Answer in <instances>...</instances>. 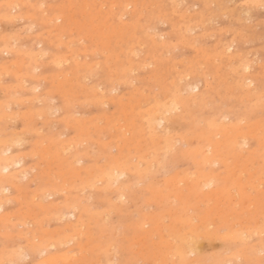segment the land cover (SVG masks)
Listing matches in <instances>:
<instances>
[{"label":"rangeland","instance_id":"obj_1","mask_svg":"<svg viewBox=\"0 0 264 264\" xmlns=\"http://www.w3.org/2000/svg\"><path fill=\"white\" fill-rule=\"evenodd\" d=\"M41 1L43 4L40 3ZM81 1L0 0V18L2 17V19H0V36L8 40L1 41L3 38L0 37V70L2 71H0V126H2L0 128V138L4 139V137L7 136V139L9 138L7 142L12 140L10 142L12 146L4 156L19 161L9 172L17 176V188L14 190L11 188L8 193H3V196H8L10 201L3 204V208L0 210V217H6L7 215L5 222L8 221L9 223H6V225H8V228L5 230L8 232L7 235L4 234V231L0 230V250H5L6 254L9 255L14 254L15 251L20 254L17 259L15 258L16 260H10L3 264H135V262L136 264H264V162L262 158L258 157L257 153L260 151L259 154H261L264 150V128L262 127L264 126V0ZM3 2H5L6 5ZM60 2H62V4ZM70 4L71 6H68ZM115 4L116 6H114ZM13 5L16 6L13 8L11 7ZM38 7L39 9H37ZM107 8L108 10L105 11ZM79 9H81V11ZM170 9L173 13H170ZM8 10L10 11L8 12ZM82 10L85 11L84 13L86 14H84ZM164 12L165 15H162ZM15 13L16 15L14 19H12ZM28 13H31L32 16H29ZM64 13H66V16H63ZM92 13L95 14L94 18L91 17L93 15ZM25 14L27 16H23ZM52 14L53 16H51ZM56 14L62 16L63 20L56 23L54 26V23L47 19H51ZM69 14L73 15V17L71 15L69 16ZM178 15L180 17L183 15L184 17L182 16L181 19H186L188 21L180 20ZM4 16H11V20L9 18H4V20ZM25 17H29V19ZM65 17L68 21H70V19L73 21L71 20L69 23L65 20ZM78 22L79 24L81 22L83 24H80V26ZM88 22L90 23L88 24ZM49 23L51 25H48ZM68 25L69 27L73 26L69 28ZM95 25L99 26V30L101 28V34L108 35L110 38V41L108 40L106 43L108 47L103 46L102 41L104 40L106 42V39L100 37L101 35L99 34L100 32H98V27ZM176 25L179 27L178 30L175 27ZM53 26L54 28L51 30ZM90 26L91 28L93 27V30H88ZM59 28L61 30H59ZM121 29L123 34L120 36L119 33H121ZM133 29L135 30L132 31ZM47 30H50V33H52L50 34ZM62 31L64 33H62ZM86 31L89 34H85ZM92 31L94 34L95 32L97 34L91 36ZM145 31L146 34H143ZM130 32L135 34L133 35ZM86 35H88V38ZM6 36L9 38L7 39ZM53 36H55L56 39ZM57 36L63 38L59 39ZM147 36H151L153 42L150 40L151 38L149 39ZM45 37L47 38L45 39ZM67 38L68 41H65ZM183 39H185V41ZM48 41L52 43L48 44ZM160 41L161 43H159ZM5 42L11 43L7 45ZM93 42L94 45L96 44L95 46ZM183 42L185 43L183 44ZM55 43L59 45L56 47ZM66 43L68 45H66ZM62 44L65 46H62ZM225 44L227 45L225 46ZM2 45L5 46V48L7 47L6 49L9 50L8 53L3 52ZM129 45L131 47H129ZM215 45L216 47L214 48ZM53 46L55 47L53 48ZM67 46L69 49L66 48ZM196 46L198 47L196 48ZM228 46H230V48H228ZM71 48H73V51H71ZM18 50H20L19 53L17 52ZM121 50L122 52H119ZM216 50L219 53H217ZM43 52H45V54ZM32 57L34 62H38L33 63ZM106 57H108V59ZM20 58L21 60H18ZM194 58L195 62L193 63ZM128 59L129 61L131 60V64H128ZM19 61L20 63L21 61L25 62L18 66ZM208 61H211V65ZM246 62L247 64H244ZM9 63H11L10 66ZM27 63L29 66L31 65L30 68H28ZM24 64H26L25 68L22 66ZM224 64L225 66H223ZM226 64L228 68H226ZM32 65L34 67H32ZM17 66L20 69H17ZM189 68L190 70H188ZM8 69L11 71H7ZM123 69L126 71L123 72ZM12 70H18L21 73L15 71L14 74V72L11 73ZM214 70L218 76L214 74ZM220 70L222 74L219 72ZM224 70H228V73H224ZM89 71H93L92 74L88 73ZM175 71L176 74L179 72V75L174 74ZM186 71L191 72L188 73ZM24 72L27 74L34 72L35 75L32 73L33 76L30 78L27 74H24ZM58 72L60 75L64 73L63 76L65 78L68 75L67 77L69 79L66 78L68 81H65L62 75H57L59 74ZM185 72L188 75L185 76ZM22 74H24L25 77L22 76ZM50 74H52V76H50ZM225 74L227 76H225ZM12 76H14V78ZM58 76L59 80H56ZM53 78L56 79L51 80ZM36 79L38 81H36ZM15 81H17L18 84H22H19V87L22 86L19 88L20 91H17L19 89L16 90L15 87L18 85ZM248 81L249 85H247ZM60 82L62 84L64 82L66 85H61ZM185 82L188 85H186ZM56 83L61 87L59 88L58 85H51ZM76 83L86 85L81 86L80 84L79 87V84L77 85ZM97 83L99 84L97 85ZM15 84L17 86H12ZM215 84L217 85L215 86ZM225 84H227V87H225ZM243 84H245L247 90L243 89ZM194 85L195 88H193ZM5 86L8 88L6 89ZM185 86H187V88H185ZM234 86H236V88ZM88 87L91 88V90ZM216 87L217 89H215ZM224 87L226 89H224ZM45 89L47 92H43ZM48 89L50 91H48ZM54 89H57L58 92L54 91ZM61 89L64 90L61 92ZM132 91L136 94H133ZM216 91L217 93H214ZM48 92L51 93L47 94ZM7 93L9 95L8 98L11 97L10 99L7 98ZM200 93L201 96H199ZM246 93L249 94L248 97L245 95ZM205 94L208 95L205 96ZM12 97L15 99H12ZM97 97L100 98L98 99ZM181 97L185 99H183L185 103H181L185 105V107L183 106V108H180L177 106L175 109L172 108L173 110L165 115L166 118L164 122L157 124V121H154L152 128L148 126L146 122L147 115H149L155 107L162 105L167 107L169 106L170 100L173 98L181 102L183 101ZM212 97L214 99H212ZM214 100H216V102H213ZM71 102L72 104L69 105ZM186 102H188L189 105H187ZM66 103H68V105ZM201 103H203L204 108ZM196 105L199 107H196ZM180 109H182V111ZM191 109L195 111H191ZM184 111L185 113L188 112L190 117L184 116ZM179 116L181 117L179 118ZM4 117H7V122H3L5 120ZM241 117L242 119H240ZM192 119H194V121ZM212 120H214L215 124H219L220 121H222V123H226L225 125L228 123L229 126L240 123V126L244 132L248 133V136H245L247 139L245 140L246 143L243 145L241 139L239 140L241 145L227 155L228 157L225 163L213 164L209 167L204 166V169L201 163L198 164L196 161H193L194 159L184 152L187 150V146L183 139V135L197 129L195 127H204V124ZM121 123L124 125L126 124V128L124 125L122 126ZM258 127L262 128L258 129ZM246 128L248 129L247 131ZM252 129L255 131L250 132ZM99 131L101 133H99ZM110 131L112 135L109 134ZM96 132L100 134V136L97 135ZM114 132L117 133L116 137L113 135L115 134ZM50 134L53 135L51 136ZM168 134L170 136H168ZM150 135L154 136L153 142H151L152 139ZM45 138H47L48 142ZM125 138L126 140H128L127 138H129V140L133 139L132 143L136 146L135 150L138 154L144 152L142 155V157H144L143 161L138 162L135 157L137 156L135 155V150L132 147L128 149L130 150V155H135L133 157L131 156L130 159V161L133 160V162H129L135 165L140 171L144 170L145 174L140 178L130 174L119 176L120 178L118 177L117 183H110V185L107 186H112L111 189L106 188L107 190H103L105 184L97 178L101 170H104V165L108 162L110 155L114 156L117 153L115 145L119 147L120 143H118V141L122 142ZM216 139H219L218 136ZM40 140H42V142H40ZM99 140L102 141L100 142ZM106 140L109 141L106 142ZM104 141L106 143H111V145H107ZM99 142L100 145L98 144ZM35 143L37 145L39 143L38 147ZM260 143H263V145ZM51 144L55 146L49 148ZM105 144L107 145L106 148L102 146ZM162 144L168 147L164 145L163 147ZM189 144L193 150L201 146V144H198L194 139H190ZM35 146L38 149L35 150ZM73 146L75 149H73ZM90 148L92 151H90ZM32 150H34V152ZM125 151L126 150H124V152ZM51 152H53L52 155L56 154L58 157L61 156L60 159H63H61V161H63L61 165L63 167H58L60 165L52 158L53 162H51L52 160L49 155L47 156V153L50 154ZM79 153L81 154L79 155L80 158L77 155ZM105 153L109 156L107 155L108 157H106ZM254 153H257V155ZM15 154H18L17 157ZM101 154L103 156L105 154V156H102L99 160ZM41 156L47 157L46 161H43L45 160L44 157H42L41 160ZM63 156L67 158L64 159ZM76 156L79 159H75L77 158ZM237 156H239L238 159H236ZM157 158H159L158 161ZM155 161L157 162L155 163ZM45 162H47V165L49 164V168ZM66 162L72 163V166H70V164L68 165ZM54 164L58 166L54 167ZM98 164L101 167L97 166ZM88 165L92 167H87ZM68 166L72 168L75 166V169H73L79 173V178H69V175L66 173V170L69 168ZM199 166H201V168ZM42 168L44 169L43 172ZM51 168L53 169L51 170ZM196 169H203L204 172L213 171L216 178L212 180V183L209 184L210 186H204L200 183L198 191L193 194V192L189 190L188 185H190L192 178L196 177ZM14 170L17 172L15 171L14 173ZM56 171L64 175L65 178L61 174L58 177L59 173ZM97 171L100 172L97 173ZM45 172L49 177L45 175ZM140 173L143 174V172ZM250 173L251 175H249ZM90 175L92 177H90ZM174 175L176 176L174 177ZM172 176L173 179H171ZM63 178L65 184L61 183ZM69 180H71V182H69ZM84 181L88 183H84ZM59 183L63 184L64 187L66 185L67 187L65 188L68 189L62 188V190L60 187L63 186H60ZM119 183L122 184L120 192L124 193L125 191V195H118V192L115 190L116 188L114 189L113 186L116 185V187H118ZM239 183L243 186L242 191L245 189L244 193L246 196L243 192H239ZM128 184H130L129 187ZM232 187H234V189H232ZM42 188H52L54 189V193L42 197L40 195ZM156 189H160V192H162V199L161 193H159L160 197H158L161 200L157 198L158 194H155V196L153 194V191L157 192ZM178 191H180V193L182 192L181 195H178L180 194ZM63 192L65 194L62 195ZM174 193H176L175 197L173 195ZM187 194L189 195L186 196ZM34 195L36 196L34 197ZM65 195L67 198L73 200L72 205L75 206L78 204V208L76 211L74 210L75 217L66 214L62 220L56 221V219L52 217L53 214H49L39 208L40 204L41 206H47L53 203L61 207L66 199V197L64 198ZM81 195H83V197H80ZM93 201L94 203H91ZM27 206L28 208H26ZM68 208L71 209L70 207ZM81 208L86 210L84 213L81 211L83 225L77 228L76 235L71 232L66 233V235H69V233L73 234L68 243H64L65 245L57 244L49 246L45 251L32 252L30 250L29 243L37 244L39 242L38 236L43 231L54 233L56 230L66 228L64 225L72 227L79 210H84ZM171 209L175 210L173 211ZM186 209L189 211H186ZM21 211L22 214L20 213ZM94 211L96 213H94ZM185 211L187 212L186 214ZM65 212L66 210L62 213ZM46 214L50 216L48 217ZM28 215L30 216L27 217ZM179 217L180 220L178 219ZM24 221V226L19 227L18 224L21 222L24 223ZM132 221L134 223H132ZM145 221H150V224L144 225L143 223ZM245 226L249 227V229ZM191 227H193L197 233H195L194 229ZM157 228H159L160 233L155 230ZM21 230H37V233L33 231V235L37 237H31L30 234L17 237L18 231ZM189 232H191V234ZM86 233H88L89 236L92 235L90 237L92 240L88 239L85 235ZM181 234L195 241L198 248L194 253L187 255L185 262L178 263V259L173 254L174 249L179 245L178 237L181 236ZM140 235H142V237ZM85 242L86 244L90 243L86 246ZM169 243L171 244L169 245ZM69 254L72 257H67ZM52 255L56 258L53 259ZM63 255H65V258ZM50 256L52 261H48V258L51 259ZM57 257H59V259ZM42 258L43 260L41 261ZM45 258H47V260ZM193 259H195V263L191 262Z\"/></svg>","mask_w":264,"mask_h":264},{"label":"bare ground","instance_id":"obj_2","mask_svg":"<svg viewBox=\"0 0 264 264\" xmlns=\"http://www.w3.org/2000/svg\"><path fill=\"white\" fill-rule=\"evenodd\" d=\"M4 1V0H3ZM35 1V0H34ZM70 1V0H69ZM79 1H81V0H79ZM99 1V0H98ZM97 1V2H98ZM129 1V0H128ZM133 1V0H132ZM158 1V0H157ZM175 1V0H174ZM215 1V0H214ZM31 2V1H30ZM76 2V1H75ZM82 2V1H81ZM86 2V1H85ZM84 2V3H85ZM93 2V1H92ZM113 2V1H112ZM170 2V1H169ZM243 2V1H242ZM5 5H6V3L5 2H3ZM3 3H2V6H3ZM9 3V2H8ZM25 3V2H24ZM40 3H42V1L40 2ZM61 4H62V2H60ZM63 3H65V2H63ZM69 3V2H68ZM105 3V2H104ZM103 3V4H104ZM122 3V2H121ZM177 3V2H176ZM0 4H1V2H0ZM36 4V3H35ZM43 4V3H42ZM52 4V3H51ZM54 4V3H53ZM87 4H88V2H87ZM112 4V3H111ZM180 4V3H179ZM217 4V3H216ZM20 5V4H19ZM23 5V4H22ZM30 5H32V4H30ZM39 5V4H38ZM60 5V4H59ZM66 5H67V3H66ZM176 5V4H175ZM16 6V5H15ZM49 6V5H48ZM47 6V7H48ZM58 6V5H57ZM63 6V5H62ZM64 6H65V4H64ZM68 6H71V4L70 5H68ZM88 6V5H87ZM114 6H116V4L114 5ZM10 7V6H9ZM40 7V6H39ZM39 7L37 8V9H39ZM60 7H61V5H60ZM78 7H79V5H78ZM81 7V6H80ZM85 7V6H84ZM90 7V6H89ZM92 7V6H91ZM98 7V6H97ZM153 7V6H152ZM221 7V6H220ZM17 8V7H16ZM41 8V7H40ZM66 8V7H65ZM94 8V7H93ZM100 8V7H99ZM105 8V7H104ZM142 8V7H141ZM173 8H175V7H173ZM6 9V8H5ZM9 9V8H8ZM37 9H35V10H37ZM62 9V8H61ZM70 9V8H69ZM78 9V8H77ZM95 9V8H94ZM139 9V8H138ZM71 10V9H70ZM80 11H81V9H79ZM86 10V9H85ZM99 10V9H98ZM108 10V8L105 10V11H107ZM117 10V9H116ZM132 10V9H131ZM147 10V9H146ZM220 10H222V9H220ZM5 11V10H4ZM10 10H8V12H9ZM41 11V10H40ZM64 11V10H63ZM62 11V12H63ZM83 11V10H82ZM121 11V10H120ZM173 11H174V9H173ZM57 12V11H56ZM68 12V11H67ZM71 12H73V11H71ZM85 11H83V13H84ZM99 12V11H98ZM118 12V11H117ZM116 12V13H117ZM142 12V11H141ZM172 12V10L170 9V13ZM175 12V11H174ZM218 12H219V10H218ZM222 12V11H221ZM7 13V12H6ZM13 13V12H12ZM32 13V12H31ZM31 13L29 14L28 13V15L30 16L31 15ZM42 13V12H41ZM45 13V12H44ZM90 13H91V11H90ZM103 13H104V11H103ZM123 13V12H122ZM139 13V12H138ZM173 13V12H172ZM178 13V12H177ZM184 13H185V11H184ZM8 14V13H7ZM33 14V13H32ZM58 14V13H57ZM55 15L54 17H52L50 20L49 19H47L48 21H51V22H53L54 23V26H55V24L56 23H58V22H61L62 20H63V17L62 16H60V15ZM66 13H64L63 14V16H66L65 15ZM82 14V13H81ZM84 14H86V13H84ZM87 14H89V13H87ZM93 14V13H92ZM118 14H119V12H118ZM159 14V13H158ZM180 14V13H179ZM9 15H10V13H9ZM15 15H16V13L13 15V18L12 19H14V17H15ZM71 14H69V16H70ZM83 15V14H82ZM91 15V14H90ZM94 15L95 14H93L91 17H93L94 18ZM105 15H106V13H105ZM124 15V14H123ZM125 15H127V14H125ZM129 15V14H128ZM137 15H140V14H137ZM137 15H136V18H137ZM162 15H165V12H164V14H162ZM161 15V16H162ZM172 15V14H171ZM175 15V14H174ZM11 16H12V14H11ZM11 16H7V17H3V19L5 18H9L10 19V17ZM23 16H27L26 14L25 15H23ZM32 16V15H31ZM51 16H53V14L51 15ZM72 17H73V15H71ZM85 16V15H84ZM101 16V15H100ZM120 16V15H119ZM142 16V15H141ZM179 16V15H178ZM183 16V15H182ZM181 16V17H182ZM223 16V15H222ZM17 17V16H16ZM33 17H34V15H33ZM46 17V16H45ZM159 17V16H158ZM180 17V16H179ZM181 17H180V20H182L181 19ZM184 17V16H183ZM18 18V17H17ZM24 18V17H23ZM25 18H27V19H29V17H25ZM32 18V17H31ZM30 18V19H31ZM66 18V17H65ZM79 18H80V15H79ZM87 18V17H86ZM96 18V17H95ZM103 18V17H102ZM117 18V17H116ZM122 18V17H121ZM120 18V19H121ZM167 18V17H166ZM178 18V17H177ZM0 19H2V17L0 18ZM4 19V20H5ZM16 19V18H15ZM19 19V18H18ZM20 19H22V18H20ZM69 19V18H68ZM76 19V18H75ZM89 19V18H88ZM118 19V18H117ZM138 19V18H137ZM165 19V18H164ZM187 19H188V17H187ZM11 20V19H10ZM45 20V19H44ZM47 20H45V21H47ZM65 20H67V18L65 19ZM72 19H70V21H71ZM104 20V19H103ZM119 20V19H118ZM177 20V19H176ZM184 20H186V19H184ZM184 20H182V21H184ZM196 20V19H195ZM242 20V19H241ZM1 21V20H0ZM13 21V20H12ZM11 21V22H12ZM41 21H43V20H41ZM44 21V22H45ZM68 21V20H67ZM70 21H68L69 23H70ZM73 21V20H72ZM75 21V20H74ZM85 21V20H84ZM137 21V20H136ZM148 21V20H147ZM186 21H188V20H186ZM7 22H8V20H7ZM7 22H5V23H7ZM43 22V23H44ZM64 22V21H63ZM77 22V21H76ZM101 22V21H100ZM134 22V21H133ZM132 22V23H133ZM149 22V21H148ZM239 22V21H238ZM2 23V22H1ZM10 23V22H9ZM48 23V22H47ZM68 23V24H69ZM90 22H88V24H89ZM95 23H97V22H95ZM129 23V22H128ZM136 23V22H135ZM134 23V24H135ZM61 24V23H60ZM78 24H79V22H78ZM80 24H83L82 22L80 23ZM79 24V25H80ZM86 24V23H85ZM120 24H122V23H120ZM131 24V23H130ZM146 24V23H145ZM179 24V23H178ZM203 24V23H202ZM43 25V24H42ZM48 25H51L50 23L48 24ZM71 25V24H70ZM77 25V24H76ZM125 25V24H124ZM181 25V24H180ZM184 25V24H183ZM205 25H206V23H205ZM29 26H31V25H29ZM54 26L51 28V30L54 28ZM57 26V25H56ZM73 26V25H72ZM72 26H70L69 27V25H68V27L69 28H72ZM75 26V25H74ZM81 26V25H80ZM80 26H78V27H80ZM96 26V25H95ZM117 26V25H116ZM196 26V25H195ZM32 27V26H31ZM63 27V26H62ZM96 27H98V30H99V26H96ZM103 27V26H102ZM143 27V26H142ZM142 27H141V29H142ZM176 28H177V30H178V28L179 27H177V25L175 26ZM197 27H198V25H197ZM201 27V26H200ZM93 28V27H92ZM91 28V26H90V28H88V30L89 29H91V30H93ZM95 28V27H94ZM56 29V28H55ZM75 29V28H74ZM84 29V28H83ZM115 29V28H114ZM128 29V28H127ZM140 29V30H141ZM200 29V28H199ZM225 29V28H224ZM59 30H61L60 28H59ZM91 30H90V33H91ZM118 30V29H117ZM120 30V29H119ZM135 29H133L132 31H134ZM175 30V29H174ZM180 30V29H179ZM42 31H44V30H42ZM67 31V30H66ZM68 31H70V30H68ZM74 31V30H73ZM76 31V30H75ZM78 31H80V30H78ZM94 31H96V30H94ZM101 31V28H100V30L98 31V32H100ZM183 31V30H182ZM41 32V31H40ZM45 32H46V30H45ZM47 32H49L50 33V30L48 31L47 30ZM116 32V31H115ZM48 33V34H49ZM52 33V32H51ZM50 33V34H51ZM57 33V32H56ZM55 33V34H56ZM61 33V32H60ZM62 33H64L63 31H62ZM70 33V32H69ZM85 33V32H84ZM130 33H132L133 34V32H130ZM129 33V34H130ZM146 34V31L145 32H143V34ZM205 33V32H204ZM41 34V33H40ZM46 34V33H45ZM49 34V35H50ZM54 34V35H55ZM85 34H89V33H87V31H86V33ZM97 33L95 32V34H94V32L92 31V34H91V36H93V35H96ZM101 36V38H104V39H106V42L103 40L102 41V44H103V46H105V47H108L107 46V41L109 40L110 41V38L108 37V35H105V34H101V32L99 33ZM123 34V32H122V29H121V33H119V35L121 36ZM135 34V33H134ZM133 34V35H134ZM142 34V35H143ZM148 34V33H147ZM202 34V33H201ZM3 35V34H2ZM12 35V34H11ZM14 35V34H13ZM37 35V34H36ZM42 35L44 36V34L42 33ZM73 35V34H72ZM115 35V34H114ZM131 35V34H130ZM149 35H152V34H149ZM3 36H5V35H3ZM10 36V35H9ZM41 36V35H40ZM85 36V35H84ZM88 35H86V37H87ZM145 36V35H144ZM153 36V35H152ZM194 36H196V35H194ZM198 36V35H197ZM1 37V36H0ZM7 37V39L9 38L8 36H6ZM13 37V36H12ZM17 37V36H16ZM20 37V36H19ZM36 37V36H35ZM39 37V36H38ZM52 37V36H51ZM50 37V38H51ZM53 37H55V36H53ZM76 37V36H75ZM90 37V36H89ZM147 37H149V36H147ZM192 37V36H191ZM1 38H3V37H1ZM14 38V37H13ZM44 38V37H43ZM47 37H45V39H46ZM57 38H59L58 36H57ZM61 38H63V37H60L59 39H61ZM78 38V37H77ZM84 38V37H83ZM88 38V37H87ZM98 38H99V36H98ZM151 38V36L149 37V39ZM154 38V37H153ZM185 38V37H184ZM189 39H192V38H190V37H188ZM187 38V39H188ZM55 39H56V37H55ZM54 39V40H55ZM58 39V40H59ZM70 39H71V37H70ZM82 39V38H81ZM89 39H91V38H89ZM95 39V38H94ZM138 39V38H137ZM136 39V40H137ZM186 39V38H185ZM185 39H183L184 41H185ZM233 39V38H232ZM2 40H6V39H1V41ZM10 40H12V39H10ZM9 40V41H10ZM91 40H93V39H91ZM116 40V39H115ZM114 40V41H115ZM131 40V39H130ZM150 40H152V38L150 39ZM193 40V39H192ZM197 40V39H196ZM6 41H8V40H6ZM65 41H68V38H67V40H65ZM195 41V40H194ZM4 42V41H3ZM2 42V43H3ZM16 42V41H15ZM41 42V41H40ZM59 42V41H58ZM131 42V41H130ZM130 42H129V44H130ZM152 42H153V40H152ZM155 42V41H154ZM191 42V41H190ZM219 42V41H218ZM6 43V42H5ZM11 43V42H10ZM10 43H6L7 45L8 44H10ZM13 43V42H12ZM51 44L52 42L51 41H48V44ZM60 43V42H59ZM71 43V42H70ZM151 43V42H150ZM159 43H161V41L159 42ZM158 43V44H159ZM185 42H183V44H184ZM222 43V42H221ZM5 44V45H6ZM152 44V43H151ZM195 44V43H194ZM40 45V44H39ZM55 45H56V43H55ZM59 45V44H58ZM58 45H56V47L58 46ZM64 44H62V46H63ZM66 45H68L67 43H66ZM93 45H94V42H93ZM96 45V44H95ZM94 45V46H95ZM126 45V44H125ZM132 45V44H131ZM157 45V44H156ZM227 44H225V46H226ZM10 46V45H9ZM12 46H13V44H12ZM16 46V45H15ZM65 46V45H64ZM115 46V45H114ZM188 46V45H187ZM192 46H193V44H192ZM1 47V46H0ZM14 47V46H13ZM55 46H53V48H54ZM129 47H131L130 45H129ZM133 47V46H132ZM149 47V46H148ZM159 47V46H158ZM198 46H196V48H197ZM216 47V45L214 46V48ZM2 50H3V52H5V53H8L9 52V50H7L6 48H5V46H3L2 45ZM10 48V47H9ZM67 49H69L68 48V46L66 47ZM66 48H65V50H66ZM193 48H195V47H193ZM192 48V49H193ZM201 48V47H200ZM228 48H230V46H228ZM18 49V48H17ZM44 49V48H43ZM56 49H58V48H56ZM55 49V50H56ZM104 49V48H103ZM110 49V48H109ZM134 49V48H133ZM225 49V48H224ZM224 49H222V50H224ZM1 50V49H0ZM15 50V49H14ZM204 50V49H203ZM11 51V50H10ZM71 51H73V48H71ZM227 51H229V50H227ZM18 53L20 52V50H18L17 51ZM39 52V51H38ZM89 52V51H88ZM119 52H122V50L121 51H119ZM119 52H117V53H119ZM130 52V51H129ZM202 52V51H201ZM204 52V51H203ZM209 52V51H208ZM216 52H217V50H216ZM37 53V52H36ZM44 54H45V52H43ZM71 53V52H70ZM69 53V54H70ZM104 53V52H103ZM217 53H219V52H217ZM4 54V53H3ZM21 54V53H20ZM19 54V55H20ZM22 54H23V52H22ZM43 54V55H44ZM81 54V53H80ZM147 54V53H146ZM204 54V53H203ZM206 54V53H205ZM210 54V53H209ZM234 54V53H233ZM2 55V54H1ZM15 55V54H14ZM17 55V54H16ZM39 55V54H38ZM60 55V54H59ZM103 55V54H102ZM115 55V54H114ZM117 55H119V54H117ZM116 55V56H117ZM152 55H153V53H152ZM200 55H202V54H200ZM208 55V54H207ZM213 55H216V54H213ZM218 55V54H217ZM227 55H229V54H227ZM23 56H24V54H23ZM30 56V55H29ZM42 56V55H41ZM46 56V55H45ZM62 56V55H61ZM67 56V55H66ZM146 56V55H145ZM209 56V55H208ZM223 56V55H222ZM234 56V55H233ZM238 56V55H237ZM36 57H37V55H36ZM35 57V58H36ZM39 57V56H38ZM129 57V56H128ZM205 57V56H204ZM27 58H29V57H27ZM42 58V57H41ZM66 58V57H65ZM79 58V57H78ZM107 59H108V57H106ZM144 58V57H143ZM207 58V57H206ZM31 59V58H30ZM73 59V58H72ZM111 59H112V57H111ZM152 59H153V57H152ZM197 59V58H196ZM228 59V58H227ZM16 60V59H15ZM18 60H21V58L20 59H18ZM57 60V59H56ZM67 60V59H66ZM114 60V59H113ZM117 60V59H116ZM159 60V59H158ZM219 60V59H218ZM223 60V59H222ZM243 60H244V58H243ZM40 61V60H39ZM128 61H129V59H128ZM131 61V60H130ZM130 61L128 62V64L130 63ZM149 61V60H148ZM147 61V62H148ZM151 61V60H150ZM205 61H206V59H205ZM204 61V62H205ZM9 62H11V61H9ZM13 62H17V61H13ZM25 62V61H24ZM24 62H22L21 61V63H20V61H19V63H18V66H20L22 63H24ZM32 62L33 63H37V62H34V60H33V57H32ZM32 62H30V63H32ZM52 62V61H51ZM58 62V61H57ZM68 62V61H67ZM96 62V61H95ZM127 62V61H126ZM142 62H143V60H142ZM141 62V63H142ZM145 62V61H144ZM195 62V58H194V61H193V63ZM207 62V61H206ZM209 62V61H208ZM211 62V61H210ZM210 62H209V64H210ZM227 62H228V60H227ZM32 63V64H33ZM42 63V62H41ZM53 63V62H52ZM101 63H103V62H101ZM179 63V62H178ZM197 63V62H196ZM221 63V62H220ZM10 64L11 63H9V66H10ZM28 64V63H27ZM46 64H48V63H46ZM77 64V63H76ZM127 64V65H128ZM131 64V63H130ZM146 64V63H145ZM184 64V63H183ZM202 64V63H201ZM244 64H247V62L246 63H244ZM7 65H8V63H7ZM6 65V66H7ZM25 65V66H24ZM24 65H22L23 66V68H25L26 67V64H24ZM34 65V64H33ZM32 65V67H34ZM37 65V64H36ZM104 65V64H103ZM106 65V64H105ZM112 65V64H111ZM211 65V64H210ZM220 65H222V64H220ZM238 65V64H237ZM236 65V66H237ZM4 66V65H3ZM14 67H16L15 65H13ZM17 66V69L19 68ZM28 66V68H30V66H29V64L27 65ZM54 66H56V65H54ZM58 66V65H57ZM130 66V65H129ZM132 66V65H131ZM148 66H149V63H148ZM173 66V65H172ZM190 66V65H189ZM188 66V67H189ZM202 66H203V64H202ZM223 66H225V64L223 65ZM222 66V67H223ZM226 66H227V64H226ZM235 66V67H236ZM239 66H240V63H239ZM239 66H238V68H239ZM244 66H246V65H244ZM2 67V66H1ZM5 67V66H4ZM31 67V68H32ZM109 67V66H108ZM142 67V66H141ZM167 67V66H166ZM201 67V66H200ZM204 67V66H203ZM229 67H230V65H229ZM242 67V66H241ZM247 67V66H246ZM38 68H40V67H38ZM58 68H59V66H58ZM82 68H83V66H82ZM86 68H87V66H86ZM107 68V67H106ZM116 68V67H115ZM193 68H195V67H193ZM226 68H228V66L226 67ZM10 69V68H9ZM7 70V71H11V70ZM15 69V68H14ZM20 69V68H19ZM33 69V68H32ZM78 69V68H77ZM88 69V68H87ZM90 69V68H89ZM96 69V68H95ZM94 69V70H95ZM108 69V68H107ZM126 69V68H125ZM174 69V68H173ZM176 69V68H175ZM184 69H185V67H184ZM187 69V68H186ZM221 69V68H220ZM229 69H232V68H229ZM236 69V68H235ZM247 69V68H246ZM5 70V69H4ZM24 70H26V69H24ZM29 70V69H28ZM91 70V69H90ZM124 70V69H123ZM127 70V69H126ZM126 70H124L123 72H125ZM188 70H190V68L188 69ZM203 70V69H202ZM205 70H207V69H205ZM237 70V69H236ZM244 70H245V68H244ZM1 71V70H0ZM15 71H17V72H20V71H18V70H12V72L11 73H13L14 72V74H15ZM32 71V70H31ZM96 71V70H95ZM95 71H94V73H95ZM108 71V70H107ZM119 71V70H118ZM169 71H170V69H169ZM172 71V70H171ZM174 71V70H173ZM180 71V70H179ZM183 71V70H182ZM247 71V70H246ZM2 72V71H1ZM17 72H16V74H17ZM26 72V71H25ZM24 72V74H27V73H25ZM59 72H61V71H59ZM58 72V73H59ZM92 72L93 71H89L88 73H91L92 74ZM110 72V71H109ZM186 72H188V71H186ZM185 72V73H186ZM191 72V71H190ZM190 72H188V73H190ZM192 72H193V70H192ZM211 72V71H210ZM209 72V73H210ZM214 72H215V70H214ZM218 72V71H217ZM219 72H221V74H222V71L220 70ZM225 72H227L228 73V70L227 71H225L224 70V73ZM232 72V71H231ZM21 73V72H20ZM19 73V74H20ZM34 74V72H31V74ZM66 73H67V71H66ZM114 73V72H113ZM122 73V72H121ZM179 73V72H178ZM177 73V74H178ZM182 73V72H181ZM213 73V72H212ZM9 74V73H8ZM24 74H22V76H24ZM31 74H27L30 78L33 76V74L31 75ZM57 74V73H56ZM64 74V73H63ZM63 74H61L62 75V77H64L63 76ZM79 74V73H78ZM77 74V75H78ZM81 74H83V73H81ZM174 74H176V71H175V73ZM176 74V75H177ZM214 74H216V72L214 73ZM243 74H245V73H243ZM1 75V74H0ZM11 75V74H10ZM35 75V74H34ZM57 75H60V73L59 74H57ZM56 75V76H57ZM60 75V76H61ZM114 75V74H113ZM179 75V74H178ZM186 75H188L187 73L185 74V76ZM190 75V74H189ZM194 75V74H193ZM210 75V74H209ZM247 75V74H246ZM18 76V75H17ZM22 76H20V77H22ZM44 76V75H43ZM50 76H52V74H50ZM49 76V77H50ZM54 76H55V74H54ZM53 76V77H54ZM66 76V75H65ZM68 76V75H67ZM66 76V78H68ZM90 76V75H89ZM192 76V75H191ZM212 76H214V75H212ZM211 76V77H212ZM216 76H218L217 74H216ZM215 76V77H216ZM225 76H227L226 74H225ZM243 76V75H242ZM241 76V77H242ZM13 78H14V76H12ZM25 77V76H24ZM39 77V76H38ZM40 77H42V76H40ZM78 77V76H77ZM172 77V76H171ZM176 77V76H175ZM222 77V76H221ZM45 78V77H44ZM57 78V77H56ZM55 78V79H56ZM61 78V77H60ZM65 77L63 78V79H65V81H68V79H66ZM80 78H81V76H80ZM84 78H86V77H84ZM178 78V77H177ZM253 78V77H252ZM18 79L20 80V78L18 77ZM41 79V78H40ZM54 78L53 79H51V80H55ZM62 79V78H61ZM63 79H62V81H63ZM87 79V78H86ZM133 79V78H132ZM227 79V78H226ZM41 80H43V79H41ZM56 80H59V76H58V79H56ZM112 80V79H111ZM178 80H179V78H178ZM218 80V79H217ZM220 80V79H219ZM224 80H225V78H224ZM36 81H38L37 79H36ZM48 81V80H47ZM165 81V80H164ZM180 81V80H179ZM205 81V80H204ZM17 81H15V83H16ZM20 82V81H19ZM56 82H58V81H56ZM79 82V81H78ZM174 82V81H173ZM224 82V81H223ZM234 82H235V80H234ZM245 82V81H244ZM252 82V81H251ZM50 83H51V81H50ZM61 83V82H60ZM88 83V82H87ZM249 83V81L247 82V85H249L248 84ZM19 84H21V83H19ZM18 84V82H17V85L15 84V85H12V86H17V87H15L16 88V90L17 89H19V88H21V87H19L20 85ZM63 84H65L66 85V83H64L63 82ZM62 83H61V85H63ZM68 84V83H67ZM70 84V83H69ZM68 84V85H69ZM77 85L79 84V87H80V84L81 83H76ZM99 83H97V85H98ZM171 84H172V82H171ZM185 84H186V82H185ZM246 84V83H245ZM245 84H243L244 85V88L243 89H245V90H247V88H245ZM22 85V84H21ZM51 85H54V86H56V85H58L57 83L56 84H51ZM64 85V86H65ZM71 85V84H70ZM82 85H84V84H81V86ZM86 85V84H85ZM84 85V86H85ZM186 85H188V84H186ZM217 84H215V86H216ZM231 85V84H230ZM7 86V85H6ZM5 86V88L7 89L8 87H6ZM10 86V85H9ZM50 86V85H49ZM205 86V85H204ZM209 86V85H208ZM210 86H211V84H210ZM223 86H224V84H223ZM58 87H59V85H58ZM58 87H54V88H58ZM61 87V86H60ZM59 87V88H60ZM67 87H69V86H67ZM67 87H66V89H67ZM74 87H76V86H74ZM78 87V88H79ZM118 87V86H117ZM212 87L214 88V86L212 85ZM225 87H227V84H225ZM224 87V89H226ZM232 87V86H231ZM235 88H236V86H234ZM243 87V86H242ZM10 88V87H9ZM11 88H13V87H11ZM89 88V87H88ZM185 88H187V86H185ZM190 88V87H189ZM193 88H195V85H194V87ZM84 89V88H83ZM87 89V88H86ZM90 90H91V88H89ZM112 89V88H111ZM192 89V88H191ZM215 89H217V87L215 88ZM12 90V89H11ZM59 90V89H58ZM64 89H61V92L63 91ZM100 90V89H99ZM109 90V89H108ZM113 90V89H112ZM213 90V89H212ZM231 90V89H230ZM240 90H241V88H240ZM4 91H5V89H4ZM10 91V90H9ZM17 91H20V89L19 90H17ZM16 91V92H17ZM48 91H50L49 89H48ZM52 91V90H51ZM54 91H56V92H58L57 91V89H54ZM69 91H70V88H69ZM71 91H73V90H71ZM214 91V90H213ZM6 92V91H5ZM8 92V91H7ZM43 92H47L46 91V89H45V91H43ZM60 92V91H59ZM174 92V91H173ZM183 92H184V90H183ZM251 92V91H250ZM2 93V92H1ZM9 93V92H8ZM8 93H7V95H8ZM14 93V92H13ZM51 93V92H50ZM49 92L47 93V94H50ZM53 94H55L54 92H52ZM65 93H66V90H65ZM64 93V94H65ZM76 93H77V91H76ZM91 93V92H90ZM132 93L134 94L135 92H133L132 91ZM214 93H217V91L216 92H214ZM229 93H230V91H229ZM64 94H63V96H64ZM136 94V93H135ZM142 94V93H141ZM182 94V93H181ZM187 94V93H186ZM185 94V95H186ZM198 94V93H197ZM244 94V93H243ZM60 95V94H59ZM67 95H68V92H67ZM140 95V94H139ZM183 95V94H182ZM195 95V94H194ZM193 95V96H194ZM206 95H208V94H205V96ZM219 95V94H218ZM231 95V94H230ZM233 95V94H232ZM245 95H247V97H248V95L249 94H245ZM258 95V94H257ZM6 96V95H5ZM184 96V95H183ZM199 96H201V93H200V95ZM210 96V95H209ZM208 96V97H209ZM251 96V95H250ZM255 96V95H254ZM9 97V95L7 96V98ZM45 97V96H44ZM61 97H62V95H61ZM102 97V96H101ZM121 97V96H120ZM203 97V96H202ZM202 97H201V99H202ZM256 97V96H255ZM257 97H260V96H257ZM11 98V97H10ZM10 98H8V99H10ZM64 98V97H63ZM62 98V99H63ZM98 98V97H97ZM100 98V97H99ZM98 98V99H99ZM129 98H130V96H129ZM185 98H186V96H185ZM191 98V97H190ZM200 98V97H199ZM230 98V97H229ZM231 98H232V96H231ZM233 98H234V96H233ZM240 98V97H239ZM12 99H15V98H13L12 97ZM105 99V98H104ZM128 99V98H127ZM126 99V100H127ZM184 99V98H183ZM182 99V97H181V100H183ZM211 99V98H210ZM212 99H214L213 97H212ZM73 100V99H72ZM84 100V99H83ZM89 100V99H88ZM109 100H111V99H109ZM185 100V99H184ZM184 100L183 101H181V102H178V101H176V99L175 98H173L172 100H170V102H169V106H164V105H162V106H157V107H155L151 112H150V114L149 115H147V119H146V122H147V124H148V126L149 127H151L152 128V125H153V122L154 121H157V124H160V122H164L165 121V115L167 114V113H169L171 110H173V109H175L177 106L178 107H180V108H183V106L185 107V105H183V104H181V103H185L184 102ZM189 100V99H188ZM221 100H223V99H221ZM1 101V100H0ZM22 101H24V100H22ZM66 101V100H65ZM71 101V100H70ZM190 101V100H189ZM199 101V100H198ZM197 101V102H198ZM75 102V101H74ZM99 102H100V100H99ZM164 102V101H163ZM163 102H161V103H163ZM195 102V101H194ZM213 102H216V100H214ZM102 103V102H101ZM117 103V102H116ZM187 103V105H189L188 104V102H186ZM67 105H68V103H66ZM72 104V102L69 104V105H71ZM118 104V103H117ZM120 104V103H119ZM202 104V106H203V103H201ZM205 104H206V98H205ZM13 105V104H12ZM66 105V106H67ZM84 105H85V103H84ZM186 105V106H187ZM198 105V104H197ZM196 105V107H199V106H197ZM68 108V107H67ZM71 108V107H70ZM173 108V109H172ZM192 108V107H191ZM203 108H204V106H203ZM207 108V107H206ZM179 109V108H178ZM186 109V108H185ZM189 109H190V107H189ZM199 109V108H198ZM181 111H182V109H180ZM38 111V110H37ZM132 111V110H131ZM174 111H177V110H174ZM180 111V112H181ZM191 111H195L194 109L192 110L191 109ZM123 112V111H122ZM190 112V111H189ZM74 113V112H73ZM191 113H193V112H191ZM199 113V112H198ZM196 114V113H195ZM103 115V114H102ZM118 115V114H117ZM117 115H116V117H117ZM183 115V114H182ZM191 115V114H190ZM42 116H43V113H42ZM184 116H186V117H190L189 116V114H188V112H186L185 113V111H184ZM217 116H218V114H217ZM100 117V116H99ZM105 117V116H104ZM181 116H179V118H180ZM200 117V116H199ZM202 117V116H201ZM214 117V116H213ZM5 118V120H6V118L7 117H4ZM4 118H3V120H4ZM193 118H196V117H193ZM215 118H216V116H215ZM190 119V118H189ZM188 119V120H189ZM197 119V118H196ZM202 119V118H201ZM212 119V118H211ZM240 119H242V117L240 118ZM239 119V120H240ZM3 121V122H7V120L6 121ZM176 120V119H175ZM185 120V119H184ZM188 120H186V121H188ZM193 121H194V119H192ZM191 120V121H192ZM183 121V120H182ZM200 121V120H199ZM220 121V120H219ZM218 121V122H219ZM26 123H28L27 121H25ZM106 122V121H105ZM237 122V121H236ZM25 123V124H26ZM206 123V122H205ZM226 124V123H225ZM224 123H222V121H220V123L219 124H215V122H214V120H212L211 122H207L206 124H204V127H202V128H200V127H195V128H197V129H195V130H191L192 132H190V133H188V134H186V135H183L184 137H183V139H184V141H185V144H186V146H187V150L186 151H184V152H186L189 156H191V158H193L194 160L193 161H196L198 164H200L201 163V165L203 166V168H204V166H206V167H209V166H211V165H213V164H220V163H225L226 161H227V155H229V153L231 152V151H234L239 145H241V143H242V145L243 144H245L246 143V137L245 136H248V133L247 132H244V130L242 129V127L240 126V123H237V124H234V125H231V126H229V124L227 123V125H225ZM246 124V123H245ZM27 125V124H26ZM96 125V124H95ZM115 125V124H114ZM121 125L123 126L124 124H122L121 123ZM126 125V124H125ZM124 125V127L126 128V126ZM194 125V124H193ZM242 125V124H241ZM244 125V124H243ZM79 126V125H78ZM120 126V125H119ZM260 126V125H259ZM2 126H0V128H1ZM24 127V126H23ZM71 127V126H70ZM132 127V126H131ZM138 127V126H137ZM245 127V126H244ZM248 127H250V126H248ZM247 127V128H248ZM263 128H264V126H262ZM261 127V128H262ZM28 128V127H27ZM95 128V127H94ZM246 128V131L248 130ZM260 127H258V129H259ZM260 128V129H261ZM24 129V128H23ZM30 129V128H29ZM119 129V128H118ZM121 129V128H120ZM162 129V128H161ZM257 129V130H258ZM19 130H21V129H19ZM106 130V129H105ZM115 130V129H114ZM166 130V129H165ZM30 131V130H29ZM37 131V130H36ZM116 131V130H115ZM119 131H121V130H119ZM253 131H255V130H251L250 132H253ZM3 132V131H2ZM24 132H26V131H24ZM80 132V131H79ZM102 132H103V130H102ZM107 132V131H106ZM122 132V131H121ZM188 132H189V130H188ZM97 133V132H96ZM99 133H101L100 131H99ZM115 133V132H114ZM256 133V132H255ZM262 133V132H261ZM41 134V133H40ZM109 134H111L112 135V133H111V131L109 132ZM157 134V133H156ZM185 134V133H184ZM250 134V133H249ZM51 135V134H50ZM53 135V134H52ZM51 135V136H52ZM96 135V134H95ZM97 135H99L100 136V134H98L97 133ZM113 135H115V137H116V135H117V133H115V134H113ZM121 135V134H120ZM124 135V134H123ZM170 135H171V133H170ZM169 134H168V136H170ZM260 135V134H259ZM109 136V135H108ZM151 137V139H152V141L151 142H153L154 141V136H152V135H150ZM217 136H218V138L219 139H216L217 138ZM97 137V136H96ZM95 137V138H96ZM111 137V136H110ZM175 137V136H174ZM50 138V137H49ZM44 139V138H43ZM46 139V141H47V138H45ZM58 139V138H57ZM109 139V138H108ZM111 139V138H110ZM128 140H126V138H125V140L124 141H122V142H119L118 141V143H120V146L118 147L117 145H115L116 146V148H117V153L114 155V156H111L110 155V157H109V159H108V162H106V164L104 165V170H101V172L100 171H97V173H99L100 172V174H99V177L97 178L98 180H101V181H103L104 182V184H105V189L103 188V190H107L106 188H112V186H110V187H107V186H109L110 185V183H117V179H118V177L119 176H122V175H125V174H130V175H136V176H138L139 178L142 176V175H144L145 174V172H144V170H142V171H140L135 165H133V164H131L130 162H133V160L132 161H130V159H131V156L132 155H130L129 154V151L130 150H128L129 148H133L134 150L136 149V146H134L133 145V143H132V141H133V139L132 140H129V138H127ZM190 139H194V140H196V142L198 143V144H201V146H198L199 148H197V149H195V150H193L192 149V147H190L189 145V142H190ZM241 139V143H240V140ZM260 139V138H259ZM261 139H262V136H261ZM87 140H89V139H87ZM112 140H113V138H112ZM169 140V139H168ZM171 140V139H170ZM263 140V139H262ZM7 141H9V138L7 139V136H5L4 137V139H1L0 138V210L3 208V204L4 203H6L7 201H10V199L8 198V196H3V193H8V191L12 188L13 190L14 189H16L17 188V181H16V179H17V176L16 175H14V174H11V173H9L10 172V170L13 168V166L14 165H17L18 163H19V161H17V160H12L11 158H9V157H6V156H4L7 152H8V150L10 149V147L12 146V144H10V142L12 141V140H10V142H7ZM100 141V140H99ZM102 141V140H101ZM100 141V142H101ZM109 141V140H108ZM107 140H106V142H108ZM121 141V140H120ZM259 141V140H258ZM261 141V140H260ZM264 141V140H263ZM40 142H42V140H40ZM48 142V141H47ZM89 142V141H88ZM91 142V141H90ZM95 142V141H94ZM97 142H98V139H97ZM100 142L98 143L99 145H100ZM105 142V141H104ZM105 142V143H106ZM113 142V141H112ZM262 142V141H261ZM85 143V142H84ZM138 143H139V141H138ZM143 143V142H142ZM146 143V142H145ZM31 144H33V143H31ZM47 144V143H46ZM45 144V145H46ZM86 144V143H85ZM102 144V143H101ZM107 145L108 144H110L111 145V143H106ZM102 145V146H104L105 148H106V146L107 145ZM261 144V143H260ZM35 145L38 147V145H39V143H38V145L35 143ZM41 145V144H40ZM45 145H44V147H45ZM155 145H156V143H155ZM164 144H162V146H163ZM168 145V144H167ZM258 145H259V143H258ZM261 145H263V143L261 144ZM35 146V147H36ZM54 147L55 145L54 144H51V146H49V148L50 147ZM164 146H166V145H164ZM163 146V147H164ZM35 148V150L36 149H38V148ZM46 147H47V145H46ZM81 147V146H80ZM101 147V146H100ZM166 147H168V146H166ZM39 148H40V146H39ZM56 148V147H55ZM54 148V149H55ZM59 148V147H58ZM92 148V147H91ZM91 148H90V151H92L91 150ZM264 148V147H263ZM34 149V148H33ZM48 149V148H47ZM57 149V148H56ZM73 149H75L74 148V146H73ZM259 149V148H258ZM39 150H41V149H39ZM72 150V149H71ZM113 150V149H112ZM124 150H126L125 152H124ZM133 150V151H134ZM160 150V149H159ZM31 151V150H30ZM33 152H34V150H32ZM49 151V150H48ZM47 151V152H48ZM51 151V150H50ZM57 151V150H56ZM59 151V150H58ZM74 151H76V150H74ZM253 151H255V150H253ZM99 152V151H98ZM124 152V153H123ZM135 152V155H137V156H135L134 154H133V156H135L136 157V159L138 160V162H142L143 161V158L144 157H142V155H143V153L141 154V153H137L136 152V150L134 151ZM252 152V151H251ZM260 152V151H259ZM259 152H257L258 153V157L259 158H262L263 159V162H264V150L261 152V154H259ZM37 153H39V152H37ZM44 153V152H43ZM52 153L53 152H51L50 154H48L47 153V156L49 155V157H50V159L52 158L53 160H55V162L57 163V164H59L60 166H58L57 164H54L53 166L55 167H61L62 165L61 164H63V161H61V159H60V157L61 156H59L58 157V155H56V154H53L52 155ZM83 153V152H82ZM88 153V152H87ZM107 153H108V151H107ZM257 153H254V154H256L257 155ZM30 154V153H29ZM29 154H28V156H29ZM106 154V153H105ZM105 154H104V156H105ZM109 154H111V153H109ZM241 154V153H240ZM239 154V155H240ZM253 154V153H252ZM16 155V157H17V155L18 154H15ZM45 155V154H44ZM74 155V154H73ZM72 155V156H73ZM78 155V157H79V155H81L80 153L79 154H77ZM83 155H85V154H83ZM97 155H99V154H97ZM108 154H106V157H108L107 156ZM33 156V155H32ZM34 156H36V155H34ZM69 156V155H68ZM75 156V155H74ZM102 154H101V157L99 158V160L102 158ZM103 156V157H104ZM132 156V157H133ZM158 156V155H157ZM15 157V158H16ZM42 157H44V156H41L40 157V159L42 160ZM77 157V156H76ZM75 158V159H79V158ZM90 157V156H89ZM97 157V156H96ZM238 157L239 156H237V158L236 159H238ZM47 158V157H46ZM46 158L44 157V159L45 160H43V161H46ZM63 158L64 159H66L64 156H63ZM240 158H241V155H240ZM245 158V157H244ZM17 159V158H16ZM49 159V160H50ZM51 159V160H52ZM74 159V158H73ZM72 159V160H73ZM82 159V158H81ZM172 159V158H171ZM236 159H235V161H236ZM53 160L51 161V162H53ZM63 160V159H62ZM97 160V159H96ZM159 160V158H157V161ZM248 160V159H247ZM251 160H253V159H251ZM40 161V160H39ZM65 161V160H64ZM130 161V162H129ZM157 161H155V163L157 162ZM234 161V162H235ZM244 161H245V159H244ZM262 161V160H261ZM49 162V161H48ZM95 162V161H94ZM162 162V161H161ZM40 164H42L41 162H39ZM50 163V162H49ZM67 163V162H66ZM97 163V162H96ZM96 163H95V165H96ZM102 163H105V162H102ZM245 163V162H244ZM36 164V163H35ZM35 164H33V165H35ZM45 164L47 165V162H45ZM52 164V163H51ZM65 164V163H64ZM68 165L70 164V166H72V163H67ZM66 164V165H67ZM93 164V163H92ZM147 164V163H146ZM162 164V163H161ZM31 165V164H30ZM30 165H28V166H30ZM49 165V164H48ZM47 165V167L49 168V166ZM87 165V164H86ZM90 165V164H89ZM87 166V167H92V166ZM94 165V164H93ZM163 165V164H162ZM39 166H41V165H39ZM70 166H68L69 168L66 170V173H67V175H69V178L71 179V178H76V177H78V172H76L74 169V167L75 166H73V168L72 167H70ZM97 166H99V164L97 165ZM168 166V165H167ZM253 166V165H252ZM38 167V166H37ZM46 167V166H45ZM46 167V168H47ZM63 167V166H62ZM66 167V166H65ZM99 167H101V166H99ZM98 167V168H99ZM200 168H201V166H199ZM97 168V169H98ZM53 168H51V170H52ZM57 169V168H56ZM61 169V168H60ZM77 169V168H76ZM79 169V168H78ZM84 169V168H83ZM91 169V168H90ZM101 169H103V168H101ZM205 169V168H204ZM33 170V169H32ZM58 170H59V168H58ZM57 170V171H58ZM81 170V169H80ZM99 170V169H98ZM15 171L16 170H14V173H15ZM24 171V170H23ZM44 171V169L42 168V172ZM56 171V172H57ZM61 171H62V169H61ZM79 171V170H78ZM87 171H88V169H87ZM86 171V172H87ZM246 171V170H245ZM17 172V171H16ZM47 172H49V171H47ZM53 172V171H52ZM64 172V171H63ZM62 172V173H63ZM89 172V171H88ZM93 172V171H92ZM140 172H143V174H141ZM57 173H59V172H57ZM97 173H95V174H97ZM151 173V172H150ZM149 173V174H150ZM53 174H55V173H53ZM60 174L61 173H59V175H58V177L60 176ZM64 174H65V172H64ZM91 174V173H90ZM155 174V173H154ZM158 174V173H157ZM156 174V175H157ZM248 174V173H247ZM45 175H48V174H46V172H45ZM52 175V174H51ZM62 175V174H61ZM249 175H251V173L249 174ZM23 176V175H22ZM56 176H57V174H56ZM64 178H65V176L64 175H62ZM176 175H174V177H175ZM240 176V175H239ZM48 177H49V175H48ZM67 177V176H66ZM88 177H89V175H88ZM90 177H92L91 175H90ZM62 178V177H61ZM64 178H63V181H61V183H64ZM79 178V177H78ZM86 178V177H85ZM120 178V177H119ZM214 178H216L215 177V174H214V172L213 171H209V172H204L203 171V169L202 170H198V169H196V177L195 178H192V181L190 182V185H188V188H189V190L191 191V192H193V194H195L197 191H198V189H199V186H200V183H202L204 186H208L210 183H212V180L214 179ZM228 178V177H227ZM67 179H68V177H67ZM96 179V178H95ZM142 179V178H141ZM141 179H140V181H141ZM170 179V178H169ZM171 179H173V176H172V178ZM170 179V180H171ZM240 179V178H239ZM258 179V178H257ZM259 179H261V178H259ZM19 180V179H18ZM80 180H82V179H80ZM86 180V179H85ZM29 181V180H28ZM49 181V180H48ZM260 181V180H259ZM258 181V182H259ZM69 182H71V180H69ZM176 182V181H175ZM174 182V183H175ZM239 182V181H238ZM237 182V183H238ZM61 183H59L60 184V186L62 185L63 187H60L61 189L62 188H64V189H68V188H65V187H67L66 185H65V187H64V185L63 184H61ZM84 183H88L87 181L85 182L84 181ZM172 183V182H171ZM52 184V183H51ZM65 184V183H64ZM89 184H90V182H89ZM91 184H92V182H91ZM179 184V183H178ZM81 185H83V184H81ZM122 184L121 183H119L118 184V187H116V185L115 186H113L114 187V189L118 192V195L120 194V196H122V195H125L124 193H125V191H124V193L123 192H120V188L122 187L121 186ZM129 185L130 184H128V187H129ZM260 185V184H259ZM29 186V185H28ZM31 186V185H30ZM80 186V185H79ZM78 186V187H79ZM86 186V185H85ZM91 186V185H90ZM92 186H94V185H92ZM135 186V185H134ZM203 186V187H204ZM210 186V185H209ZM51 187V186H50ZM126 187V186H125ZM149 187H151V186H149ZM243 186L242 185H240V183L238 184V190H239V192L240 193H242L243 192V194L246 196V194L244 193V190L242 191V188ZM245 187V186H244ZM53 188V187H52ZM52 188H50V189H48V188H42L41 190V193H40V195L42 196V197H45V196H49V195H52L54 192H53V190L54 189H52ZM127 188V187H126ZM175 188V187H174ZM29 189V188H28ZM80 189H81V187H80ZM87 189V188H86ZM147 189V188H146ZM182 189V188H181ZM180 189V190H181ZM187 189V188H186ZM232 189H234V187H232ZM63 190V189H62ZM74 190V189H73ZM95 190V189H94ZM100 190V189H99ZM122 190H125V189H122ZM166 190V189H165ZM179 190V189H178ZM111 191V190H110ZM156 191L157 192H154L153 191V194H154V196H155V194H158V196H157V198L158 197H160V195H159V193H161V199H162V192H160V189L159 190H157L156 189ZM159 191V192H158ZM39 192V191H38ZM179 193H180V191H178ZM177 193V192H176ZM176 193H174L173 195H174V197H175V194ZM182 193V192H181ZM181 193L180 194H178V195H181ZM201 193V192H200ZM63 194H65L64 192L62 193V195ZM168 194V193H167ZM170 194V193H169ZM234 194V193H233ZM37 195V194H36ZM36 195H34V197L36 196ZM73 195V194H72ZM75 195V194H74ZM189 194H187L186 196H188ZM197 195V194H196ZM195 195V196H196ZM206 195V194H205ZM76 196V195H75ZM86 196V195H85ZM165 196V195H164ZM244 196V197H245ZM248 196V195H247ZM32 198H34L33 196H31ZM66 197V195L64 196V198ZM74 197V196H73ZM80 197H83V195H81ZM166 197V196H165ZM164 197V198H165ZM234 197V196H233ZM241 197H242V195H241ZM63 198V199H64ZM74 198H77V197H74ZM86 198V197H85ZM154 198V197H153ZM156 198V199H157ZM167 198V197H166ZM169 198V197H168ZM178 198H179V196H178ZM250 198V197H249ZM78 199V198H77ZM76 199V200H77ZM81 199V198H80ZM106 199V198H105ZM158 199H160V198H158ZM160 199V200H161ZM87 200V199H86ZM89 200H90V198H89ZM108 200H111V199H108ZM172 200V199H171ZM198 200H200V199H198ZM239 200V199H238ZM16 201V200H15ZM85 201V200H84ZM181 201V200H180ZM253 201V200H252ZM82 202V201H81ZM110 202V201H109ZM108 202V203H109ZM153 202V201H152ZM159 202V201H158ZM72 203H73V200L71 199V198H67L66 197V199L64 200V203H62L63 205L61 206V207H59L58 205H56V203H53V204H55V205H53V204H49V205H47V206H41V204L39 205L40 207V209H42V210H44V211H46V212H48L49 214L51 213V214H53V218L54 219H56V221H60V220H62L64 217H65V215L66 214H69V215H71V216H73V217H75V212H74V210L76 211V209L78 208V204H76L75 206L74 205H72ZM86 203V202H85ZM91 203H94V201L93 202H91ZM170 203H172V202H170ZM202 203V202H201ZM237 203V202H236ZM244 203V202H243ZM75 204V203H74ZM87 204H88V202H87ZM86 204V205H87ZM121 204V203H120ZM61 205V204H60ZM80 205V204H79ZM113 205H114V203H113ZM189 205V204H188ZM251 205V204H250ZM95 206V205H94ZM190 206V205H189ZM188 206V207H189ZM195 206V205H194ZM68 207H70L71 209H69ZM91 207V206H90ZM199 207V206H198ZM26 208H28V206L26 207ZM117 208H118V206H117ZM231 208V207H230ZM81 209H84V208H81ZM166 209V208H165ZM185 209V208H184ZM66 210V212L65 213H62L63 211H65ZM69 210V211H68ZM91 210H93V209H91ZM95 210V209H94ZM102 210V209H101ZM100 210V211H101ZM117 210V209H116ZM169 210V209H168ZM171 210H173V209H171ZM175 210V209H174ZM173 210V211H174ZM188 209H186V211H187ZM84 213V211H86L85 209L84 210H79V213L76 215V218H75V222H74V225L72 226V227H70V226H66V225H64L66 228H63V229H60V230H56V231H54V233H47V232H42L39 236H38V240H39V242L37 243V244H34V243H29L30 244V250L32 251V252H36V251H45L46 250V248L47 247H49V246H54V245H57V244H66V243H68L70 240H71V238H72V236H73V234H75L76 235V232H77V228H79L80 226H82L83 225V220H82V212ZM95 211H98V210H95ZM94 211V213H96ZM104 211V210H103ZM106 211V210H105ZM119 211V210H118ZM118 211H117V213H118ZM185 211V214L187 213ZM189 211V210H188ZM29 212V211H28ZM89 212V211H88ZM169 212V211H168ZM21 214H22V211L20 212ZM90 213H91V211H90ZM93 213V212H92ZM175 213V212H174ZM179 213V212H178ZM27 214V213H26ZM30 214V213H29ZM103 214V213H102ZM169 214V213H168ZM46 215H48V214H46ZM83 215H85V214H83ZM97 215H98V213H97ZM100 215V214H99ZM30 215H28L27 217H29ZM50 215H48V217H49ZM101 216V215H100ZM99 216V217H100ZM141 216H143V215H141ZM6 217H7V215H6ZM6 217H4V216H2V217H0V230H2V231H4L5 233L4 234H8V232H6L5 230L8 228V225H6V223L8 222H5L6 221ZM22 217V216H21ZM32 217V216H31ZM30 217V218H31ZM90 217V216H89ZM98 217V218H99ZM139 217V216H138ZM196 217V216H195ZM215 217V216H214ZM40 218H42V217H40ZM83 218H84V216H83ZM95 218V217H94ZM159 218H160V216H159ZM171 218H173V217H171ZM189 218V217H188ZM39 219V218H38ZM93 219V218H92ZM102 219V218H101ZM138 219V218H137ZM168 219V218H167ZM174 219V218H173ZM179 220H180V217L178 218ZM192 219V218H191ZM9 220V219H8ZM96 220V219H95ZM132 220V219H131ZM146 220H148V219H146ZM97 221V220H96ZM96 221H94V222H96ZM191 221V220H190ZM141 222H143V221H141ZM162 222V221H161ZM175 222V221H174ZM173 222V223H174ZM240 222V221H239ZM256 222V221H255ZM9 223V222H8ZM132 223H134L133 221H132ZM160 223V222H159ZM183 223V222H182ZM187 223V222H186ZM241 223V222H240ZM248 223H249V221H248ZM24 224H25V221H24V223H19L18 225H19V227H23L24 226ZM105 224V223H104ZM130 224H131V222H130ZM144 225H149L150 224V221H145L144 223H143ZM188 224V223H187ZM245 224V223H244ZM102 225H103V223H102ZM135 225V224H134ZM134 225H133V227H134ZM137 225V224H136ZM194 225V224H193ZM193 225H191V226H193ZM11 226L13 227V225L11 224ZM87 226H89V225H87ZM140 226H141V224H140ZM254 226V225H253ZM101 227V226H100ZM142 227V226H141ZM144 227V226H143ZM172 227V226H171ZM170 227V228H171ZM194 227V226H193ZM193 227H191V228H193ZM246 227V226H245ZM102 228H103V226H102ZM104 228H105V226H104ZM154 228V227H153ZM190 228V227H189ZM188 228V229H189ZM247 229H249V227H246ZM98 229H100V228H98ZM144 229V228H143ZM175 229V228H174ZM178 229V228H177ZM194 229V228H193ZM86 230H88V229H86ZM155 230H157V232L159 231V228H157V229H155ZM240 231H242L241 229H239ZM33 231H35V233H37V230H33ZM32 230H24V231H18V234H17V237H22V235H28V234H30V236L31 237H33V236H35V238L37 237L36 235H33V232ZM100 231V230H99ZM136 231H138V230H136ZM173 231V230H172ZM191 231V230H190ZM194 231H195V229H194ZM245 231V230H244ZM255 231V230H254ZM256 231H257V228H256ZM67 232H71V233H73V234H70L69 233V235H66V233ZM84 232V231H83ZM101 232V231H100ZM99 232V233H100ZM88 233H90V232H88ZM88 233H86L85 235L88 237V239H91L90 237L92 236H89V234ZM106 233V232H105ZM159 233H160V231H159ZM190 234H191V232H189ZM195 233H197L196 231H195ZM199 233V232H198ZM78 234H79V232H78ZM77 234V235H78ZM112 234V233H111ZM137 234V233H136ZM152 234V233H151ZM153 235V234H152ZM193 235V234H192ZM197 235V234H196ZM209 235V234H208ZM227 235H229V234H227ZM11 236H13V235H11ZM79 236V235H78ZM85 236V237H86ZM141 237H142V235H140ZM144 236V235H143ZM177 236V235H176ZM198 236V235H197ZM135 237V236H134ZM145 237V236H144ZM228 237V236H227ZM229 238V237H228ZM115 239V238H114ZM113 239V240H114ZM127 239V238H126ZM85 240H86V238H85ZM84 240V241H85ZM92 240V239H91ZM95 240V239H94ZM163 240V239H162ZM236 240V239H235ZM178 241H179V245L174 249V256L178 259V263H183V262H185V260H186V257H187V255L188 254H192V253H194L195 252V250L198 248V245L196 244V242L195 241H193V240H191V239H189V238H186L184 235H182L181 234V236H179L178 237ZM152 242V241H151ZM90 243V242H89ZM89 243H87L86 244V242H85V244H86V246H88L89 245ZM64 244V245H65ZM142 244V243H141ZM166 244V243H165ZM171 243H169V245H170ZM28 245V244H27ZM94 245V244H93ZM27 247H29V246H27ZM112 247V246H111ZM139 247V246H138ZM161 247H162V245H161ZM20 248V247H19ZM87 248V247H86ZM133 248V247H132ZM16 250V249H15ZM132 250V249H131ZM133 251V250H132ZM135 251V250H134ZM141 251V250H140ZM79 252V251H78ZM164 252V251H163ZM25 253V252H24ZM30 253V252H29ZM52 253V252H51ZM61 253V252H60ZM65 253V252H64ZM63 253V254H64ZM19 254L20 253H18V252H16L15 251V253L14 254H6V251L5 250H3V249H1L0 250V264H3L4 262L5 263H7L8 261H10V260H16L18 257H19ZM72 254V253H71ZM33 255H34V253H33ZM61 255H62V253H61ZM81 255H84V254H81ZM153 255V254H152ZM167 255H168V253H167ZM9 256V257H8ZM57 256H59V255H57ZM70 256V254L67 256V257H69ZM143 256V255H142ZM162 256V255H161ZM22 257V256H21ZM47 257H49V256H47ZM60 257V256H59ZM59 257H57L58 259H59ZM62 257V256H61ZM63 257L65 258V255H63ZM70 257H72V256H70ZM16 258V259H15ZM50 258H51V256H50ZM52 258L54 259V258H56V257H53V255H52ZM52 258L51 259H49L48 258V261L50 260V261H52ZM158 258V257H157ZM46 260H47V258H45ZM92 259V258H91ZM196 259V258H195ZM195 259H193V260H191V262L192 263H195ZM21 260V259H20ZM43 260V258L41 259V261ZM149 260V259H148ZM165 260V259H164ZM38 262V261H37ZM137 262H138V260H137ZM107 263H108V261H107ZM164 263V262H163ZM110 264V263H109ZM135 264H136V262H135Z\"/></svg>","mask_w":264,"mask_h":264},{"label":"snow or ice","instance_id":"obj_3","mask_svg":"<svg viewBox=\"0 0 264 264\" xmlns=\"http://www.w3.org/2000/svg\"><path fill=\"white\" fill-rule=\"evenodd\" d=\"M11 7H13V8H14V7H15V5H13V6H11Z\"/></svg>","mask_w":264,"mask_h":264}]
</instances>
